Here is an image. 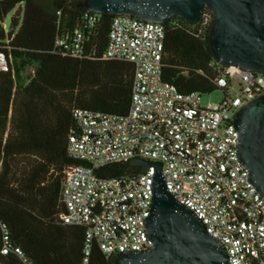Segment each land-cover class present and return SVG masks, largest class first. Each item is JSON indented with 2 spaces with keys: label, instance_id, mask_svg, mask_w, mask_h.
Returning <instances> with one entry per match:
<instances>
[{
  "label": "built area",
  "instance_id": "obj_1",
  "mask_svg": "<svg viewBox=\"0 0 264 264\" xmlns=\"http://www.w3.org/2000/svg\"><path fill=\"white\" fill-rule=\"evenodd\" d=\"M206 9L200 18L203 27L213 20ZM99 21L97 13L86 11V27ZM164 39V24L128 15L113 17L103 58L134 65L129 110L119 115L73 109L77 131L69 136L68 153L86 164L66 171L60 219L84 228L81 264H89L94 247L106 256L149 250L154 243L146 220L153 203L155 167L119 178H100L95 171L133 158L160 162L169 192L224 244L229 264H264V197L239 159L234 124L237 110L264 94V74L225 67L214 79L224 98L203 106L200 91L183 93L162 79ZM86 40L76 25L57 36L54 47L82 57ZM8 69V58L0 50V72ZM234 88L236 93L231 94ZM1 253H14L24 264H33L11 242L4 225Z\"/></svg>",
  "mask_w": 264,
  "mask_h": 264
},
{
  "label": "trees",
  "instance_id": "obj_2",
  "mask_svg": "<svg viewBox=\"0 0 264 264\" xmlns=\"http://www.w3.org/2000/svg\"><path fill=\"white\" fill-rule=\"evenodd\" d=\"M85 13L75 0H0V50L9 61L0 72V264H24L14 253H1L2 225L33 264H81L84 258V228L60 219L66 171L86 164L68 153L77 131L72 111L125 115L134 76L132 63L103 58L114 15L98 14L90 28ZM76 25L87 38L82 57L54 47L56 37ZM211 25L180 16L164 24L162 79L180 92L219 88L214 79L225 66L212 53ZM137 172L130 160L95 171L100 178ZM115 257L94 247L89 264H113Z\"/></svg>",
  "mask_w": 264,
  "mask_h": 264
},
{
  "label": "water",
  "instance_id": "obj_3",
  "mask_svg": "<svg viewBox=\"0 0 264 264\" xmlns=\"http://www.w3.org/2000/svg\"><path fill=\"white\" fill-rule=\"evenodd\" d=\"M76 4V3H75ZM76 6L97 14L128 15L166 24L173 16L198 22L208 8L213 16L209 42L215 59L264 74V0H83ZM238 156L264 197V94L237 110ZM131 165L145 172L155 167L153 203L146 231L153 246L147 251H124L113 264H229L224 244L167 189L162 164L141 158Z\"/></svg>",
  "mask_w": 264,
  "mask_h": 264
},
{
  "label": "rangeland",
  "instance_id": "obj_4",
  "mask_svg": "<svg viewBox=\"0 0 264 264\" xmlns=\"http://www.w3.org/2000/svg\"><path fill=\"white\" fill-rule=\"evenodd\" d=\"M11 15H9L6 19H5V24L8 25L9 21H10ZM30 71V69H29ZM229 92L231 94H235L236 93V88L234 89H230ZM224 98V92L218 88L214 91H212L211 93H203L202 94V98H201V104L203 106H207L209 103L212 104H217L219 102H221V100Z\"/></svg>",
  "mask_w": 264,
  "mask_h": 264
},
{
  "label": "flooded vegetation",
  "instance_id": "obj_5",
  "mask_svg": "<svg viewBox=\"0 0 264 264\" xmlns=\"http://www.w3.org/2000/svg\"><path fill=\"white\" fill-rule=\"evenodd\" d=\"M81 1L83 0H75V3L77 4V3H80Z\"/></svg>",
  "mask_w": 264,
  "mask_h": 264
}]
</instances>
